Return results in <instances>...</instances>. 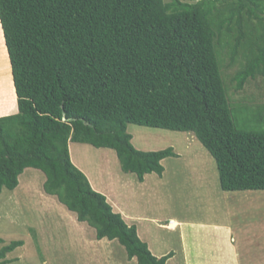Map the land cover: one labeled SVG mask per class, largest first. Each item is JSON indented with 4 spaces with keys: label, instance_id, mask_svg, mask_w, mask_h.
Segmentation results:
<instances>
[{
    "label": "trees",
    "instance_id": "16d2710c",
    "mask_svg": "<svg viewBox=\"0 0 264 264\" xmlns=\"http://www.w3.org/2000/svg\"><path fill=\"white\" fill-rule=\"evenodd\" d=\"M0 26L17 108L0 117V193L39 170L44 192L96 240H116L137 264H166L174 253H151L73 165L69 143L114 150L142 183L179 155L135 149L128 125L192 134L223 192L264 191V104L232 97L264 78V0H0ZM237 108L262 130L238 129ZM22 245L0 248V264Z\"/></svg>",
    "mask_w": 264,
    "mask_h": 264
},
{
    "label": "rangeland",
    "instance_id": "374dc122",
    "mask_svg": "<svg viewBox=\"0 0 264 264\" xmlns=\"http://www.w3.org/2000/svg\"><path fill=\"white\" fill-rule=\"evenodd\" d=\"M234 70H228V76L233 75ZM11 84L10 63L0 26V117L17 113L16 95ZM248 95L253 96L257 105L264 104V78L249 81L243 91L233 93L232 97L239 100ZM236 107H240L237 101ZM233 114L238 129H264V125L259 129L258 123L253 119L250 121L247 112L242 113L237 108ZM127 132L132 136L131 143L135 149L146 152L171 147L179 158L163 160L165 170L162 177L147 175L143 185L139 184L135 175L121 171L114 150L69 143L70 160L84 173L92 189L106 197L113 211L126 218L123 220L128 226L135 225L138 237L148 245L154 256H157V249L166 252L165 255L171 250L173 257L180 259L183 249L177 232L184 225L168 228L169 221L204 222L209 208H215L218 198L224 194L219 186L217 164L192 134L135 125H128ZM34 170L27 168L23 171L14 191L3 189L0 193V248L12 241L23 242L21 247L6 254L4 260H7V264H131L129 262L133 261V264H137L135 259L126 263V251L117 241L109 243L105 239L98 242L93 228L86 223H79L75 214L44 192L45 175ZM32 175H35L34 180H31ZM38 175L40 181L36 180ZM23 179L29 183L18 189ZM51 197L55 202L48 199ZM67 213L73 215V219ZM253 213V217L264 214V206ZM224 216L229 220L228 214L224 213ZM211 220L216 222L214 218ZM193 225L185 226L197 230ZM248 234L251 232L244 235L245 244ZM209 238L213 239L212 236ZM240 241L243 243L242 238ZM246 248L240 250L239 264H264V246H257L256 251L250 249L249 252Z\"/></svg>",
    "mask_w": 264,
    "mask_h": 264
},
{
    "label": "crops",
    "instance_id": "0c3cea01",
    "mask_svg": "<svg viewBox=\"0 0 264 264\" xmlns=\"http://www.w3.org/2000/svg\"><path fill=\"white\" fill-rule=\"evenodd\" d=\"M139 184L145 183L143 181ZM217 203L215 208H209L208 215L205 214V220L202 223L189 220L190 223L176 221L178 226L184 225L177 232L183 253L182 256L178 254L181 260L172 257L166 264H181L183 260L184 264H239V253L242 247H247L246 250L249 252L250 249L256 251L257 246H264V214L253 217V212L264 206V191L224 192L223 196L218 198ZM224 213L229 215V220L225 216L223 217ZM211 218L216 219V222H212ZM212 224L214 226H209ZM185 225H193L198 229H187ZM201 227H205V229ZM249 229L250 231H248ZM244 232H251L246 238L248 245L243 242L246 234ZM209 236H212L213 239ZM241 238L243 243H240ZM115 241H109V243H115ZM208 242H212V244L209 245ZM156 252L158 258L166 254L159 249ZM170 252L172 251L170 250L167 254ZM173 258L175 259L173 260ZM127 262L129 259L126 260ZM129 263L133 264V262Z\"/></svg>",
    "mask_w": 264,
    "mask_h": 264
},
{
    "label": "bare ground",
    "instance_id": "6f19581e",
    "mask_svg": "<svg viewBox=\"0 0 264 264\" xmlns=\"http://www.w3.org/2000/svg\"><path fill=\"white\" fill-rule=\"evenodd\" d=\"M4 60V59H3ZM7 69V68H6ZM7 71V70H6ZM12 85V84H11ZM12 94V93H11ZM13 95V94H12ZM13 97V96H12ZM14 98V97H13ZM14 103V102H13ZM13 107V106H12ZM159 140V139H158ZM156 141V140H155ZM169 142V141H168ZM74 154V153H73ZM36 170V169H35ZM34 170V171H35ZM25 171V170H24ZM30 173V172H29ZM31 176V175H30ZM29 176V177H30ZM41 176V175H40ZM35 177V175H32V179L31 180H34L33 178ZM26 178V177H25ZM27 179V178H26ZM36 180H39V175H38V178L36 177ZM21 182H22V180H20ZM40 181V180H39ZM20 182V183H21ZM31 182V181H30ZM29 182L27 181V180H24L23 179V182L21 183V185H20V187L18 188V189H20L22 186V188H24L27 184H28ZM35 186V185H34ZM41 194V193H40ZM44 194V193H43ZM42 195V194H41ZM45 198V197H44ZM53 198H55V197H53ZM52 197L51 198H48L49 200H53V202H55L54 200L55 199H53ZM46 199V198H45ZM49 203H51V202H49ZM58 204V203H57ZM63 208V207H62ZM61 208V209H62ZM64 209H66L65 207H64ZM63 209V210H64ZM62 211V210H61ZM72 213V212H71ZM61 214V213H60ZM67 215L70 217V218H72L73 219V215H74V213H73V215H71V214H68L67 213ZM64 217V216H63ZM170 222V225H169V227L168 228H177V226H178V223L175 221V220H171V221H169ZM76 223V222H75ZM82 224V223H81ZM115 241V240H114ZM113 242V241H112ZM97 245V244H96ZM94 246V245H93ZM133 260V259H132ZM134 262V261H133Z\"/></svg>",
    "mask_w": 264,
    "mask_h": 264
},
{
    "label": "clouds",
    "instance_id": "9594fccd",
    "mask_svg": "<svg viewBox=\"0 0 264 264\" xmlns=\"http://www.w3.org/2000/svg\"><path fill=\"white\" fill-rule=\"evenodd\" d=\"M7 50V49H6ZM10 62V61H9ZM11 68V67H10Z\"/></svg>",
    "mask_w": 264,
    "mask_h": 264
}]
</instances>
